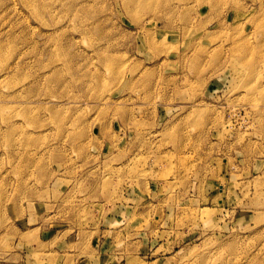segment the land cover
Returning a JSON list of instances; mask_svg holds the SVG:
<instances>
[{"label": "rangeland", "instance_id": "obj_1", "mask_svg": "<svg viewBox=\"0 0 264 264\" xmlns=\"http://www.w3.org/2000/svg\"><path fill=\"white\" fill-rule=\"evenodd\" d=\"M0 264H264V0H0Z\"/></svg>", "mask_w": 264, "mask_h": 264}, {"label": "crops", "instance_id": "obj_2", "mask_svg": "<svg viewBox=\"0 0 264 264\" xmlns=\"http://www.w3.org/2000/svg\"><path fill=\"white\" fill-rule=\"evenodd\" d=\"M86 259H88V258H86Z\"/></svg>", "mask_w": 264, "mask_h": 264}]
</instances>
